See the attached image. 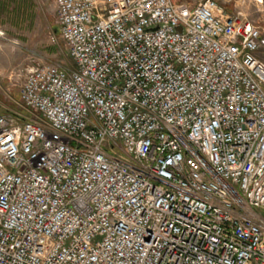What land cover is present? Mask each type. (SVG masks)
<instances>
[{
    "label": "built area",
    "instance_id": "2783aa9c",
    "mask_svg": "<svg viewBox=\"0 0 264 264\" xmlns=\"http://www.w3.org/2000/svg\"><path fill=\"white\" fill-rule=\"evenodd\" d=\"M245 1L54 0L69 64L0 104V264H264Z\"/></svg>",
    "mask_w": 264,
    "mask_h": 264
},
{
    "label": "rangeland",
    "instance_id": "374dc122",
    "mask_svg": "<svg viewBox=\"0 0 264 264\" xmlns=\"http://www.w3.org/2000/svg\"><path fill=\"white\" fill-rule=\"evenodd\" d=\"M234 10L264 21V6L254 0L227 6ZM58 33L54 0H0V104L17 98L29 67L69 64Z\"/></svg>",
    "mask_w": 264,
    "mask_h": 264
},
{
    "label": "water",
    "instance_id": "95a60500",
    "mask_svg": "<svg viewBox=\"0 0 264 264\" xmlns=\"http://www.w3.org/2000/svg\"><path fill=\"white\" fill-rule=\"evenodd\" d=\"M54 32H57V29H54Z\"/></svg>",
    "mask_w": 264,
    "mask_h": 264
},
{
    "label": "trees",
    "instance_id": "16d2710c",
    "mask_svg": "<svg viewBox=\"0 0 264 264\" xmlns=\"http://www.w3.org/2000/svg\"><path fill=\"white\" fill-rule=\"evenodd\" d=\"M63 44V43H62Z\"/></svg>",
    "mask_w": 264,
    "mask_h": 264
}]
</instances>
